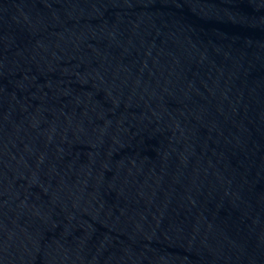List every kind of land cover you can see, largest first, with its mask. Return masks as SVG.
Masks as SVG:
<instances>
[{
    "label": "water",
    "instance_id": "95a60500",
    "mask_svg": "<svg viewBox=\"0 0 264 264\" xmlns=\"http://www.w3.org/2000/svg\"><path fill=\"white\" fill-rule=\"evenodd\" d=\"M0 264H264V0H0Z\"/></svg>",
    "mask_w": 264,
    "mask_h": 264
}]
</instances>
